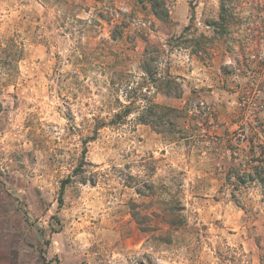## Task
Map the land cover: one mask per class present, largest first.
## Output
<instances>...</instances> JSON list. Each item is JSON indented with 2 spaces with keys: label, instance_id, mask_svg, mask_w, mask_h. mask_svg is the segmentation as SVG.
I'll list each match as a JSON object with an SVG mask.
<instances>
[{
  "label": "rangeland",
  "instance_id": "obj_1",
  "mask_svg": "<svg viewBox=\"0 0 264 264\" xmlns=\"http://www.w3.org/2000/svg\"><path fill=\"white\" fill-rule=\"evenodd\" d=\"M166 1L0 0V264H264V0Z\"/></svg>",
  "mask_w": 264,
  "mask_h": 264
},
{
  "label": "trees",
  "instance_id": "obj_2",
  "mask_svg": "<svg viewBox=\"0 0 264 264\" xmlns=\"http://www.w3.org/2000/svg\"><path fill=\"white\" fill-rule=\"evenodd\" d=\"M137 1L140 4H143L145 2L150 3L151 8H152V11H153L154 15L157 18H159L161 20H167V19H169V14L170 13H169V8L167 6V1L166 0H137ZM221 19L223 20L224 17L222 16ZM189 30H190V26H188L187 28H185V31H189ZM171 79L172 78L169 77V79L164 80V82L162 81V83L164 84V87H166L164 93L166 95H168V96L171 95V92L170 91H171L172 87L176 86V88H179L178 84L175 83L176 80H174V79L171 80ZM132 109H137V107H136L135 102L131 100V101H128V104L126 105L125 110L123 112H120V113L115 114L114 119L111 122L114 125H118V124L122 123V121H124L128 117V115H130L132 113ZM161 109H164V108H162L160 106H155L152 103H149L147 105H144V106L141 107L142 113H141L139 119L143 123H148V122L151 121L150 120L151 117L157 116L158 115V112ZM169 111H171V110H169ZM245 181L246 180L242 176H238L237 177L238 184L239 183H243ZM259 181L261 182L262 185H264V176H260ZM67 183H68V181H65L63 183V185H62V193H63V191H64ZM235 187H237V186H235ZM168 217L170 219L175 218L173 216V212L172 211L169 212ZM177 219L178 218H175L174 221H176ZM170 223L173 224L172 222H170Z\"/></svg>",
  "mask_w": 264,
  "mask_h": 264
},
{
  "label": "built area",
  "instance_id": "obj_3",
  "mask_svg": "<svg viewBox=\"0 0 264 264\" xmlns=\"http://www.w3.org/2000/svg\"><path fill=\"white\" fill-rule=\"evenodd\" d=\"M258 93H260V92H258ZM256 97H259V96H256ZM259 101H258V103H257V105H258V110H261V109H263L264 108V103H262V102H260V99H258ZM244 104V98H243V101H242V104L241 105H243ZM253 118H255V116H253Z\"/></svg>",
  "mask_w": 264,
  "mask_h": 264
}]
</instances>
